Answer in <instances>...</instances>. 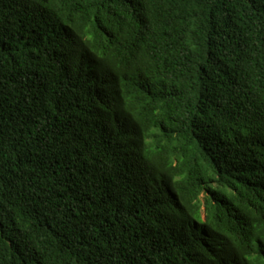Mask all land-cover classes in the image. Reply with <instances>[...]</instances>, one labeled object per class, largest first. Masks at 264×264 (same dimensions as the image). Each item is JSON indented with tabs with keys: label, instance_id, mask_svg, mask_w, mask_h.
Returning a JSON list of instances; mask_svg holds the SVG:
<instances>
[{
	"label": "trees",
	"instance_id": "trees-1",
	"mask_svg": "<svg viewBox=\"0 0 264 264\" xmlns=\"http://www.w3.org/2000/svg\"><path fill=\"white\" fill-rule=\"evenodd\" d=\"M0 264H264V0H0Z\"/></svg>",
	"mask_w": 264,
	"mask_h": 264
}]
</instances>
